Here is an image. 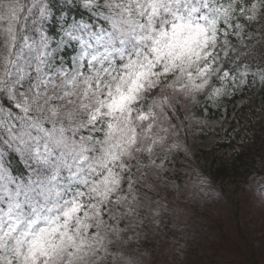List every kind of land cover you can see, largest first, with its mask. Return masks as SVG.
<instances>
[{
    "label": "snow or ice",
    "instance_id": "obj_1",
    "mask_svg": "<svg viewBox=\"0 0 264 264\" xmlns=\"http://www.w3.org/2000/svg\"><path fill=\"white\" fill-rule=\"evenodd\" d=\"M256 25L264 0H0V264H118L116 213L182 147L178 104L264 91Z\"/></svg>",
    "mask_w": 264,
    "mask_h": 264
},
{
    "label": "rangeland",
    "instance_id": "obj_2",
    "mask_svg": "<svg viewBox=\"0 0 264 264\" xmlns=\"http://www.w3.org/2000/svg\"><path fill=\"white\" fill-rule=\"evenodd\" d=\"M256 31L252 33L254 38ZM258 88L259 84L255 88L245 85L235 93L230 90L229 95L217 98L222 101L219 104L203 96L197 97L195 104L192 100L178 104L181 118L193 117L183 123L174 117L175 128L169 124L170 132L175 135L168 143L182 147L174 150L175 158L170 153L167 161L158 160L163 167L134 172L135 192L127 193L120 212L116 213L118 219L123 218L125 227L119 239L112 237L110 245L118 264H122V258L134 257L148 244L176 237L179 227L176 217L180 209H184L181 215L195 213V233L186 237L189 246L183 264H264V207L259 199L264 195V179L253 180L244 188L236 199L240 202L239 214L234 216L225 203L224 194L220 192L216 202L208 204L216 193L208 181L207 185H201L193 182L194 178H188L190 173H202L207 180L201 166L232 152L218 144L227 131L236 132L241 127L237 110L246 105L253 111L258 110L255 100L250 98ZM133 195L138 202L130 208L124 207ZM193 196L197 199L195 205L189 203ZM200 203L205 204L203 211L198 210Z\"/></svg>",
    "mask_w": 264,
    "mask_h": 264
},
{
    "label": "trees",
    "instance_id": "obj_3",
    "mask_svg": "<svg viewBox=\"0 0 264 264\" xmlns=\"http://www.w3.org/2000/svg\"><path fill=\"white\" fill-rule=\"evenodd\" d=\"M254 49L249 53L259 60L264 55V37L261 35ZM251 100H255L258 110L253 111L247 105L242 107L238 115L245 120V124L232 138L228 137L226 143L220 144L222 148L236 147V151L226 158L217 159L216 165L208 167L211 184L226 196L235 212L239 207L235 192L251 176L264 177V91L260 89Z\"/></svg>",
    "mask_w": 264,
    "mask_h": 264
},
{
    "label": "clouds",
    "instance_id": "obj_4",
    "mask_svg": "<svg viewBox=\"0 0 264 264\" xmlns=\"http://www.w3.org/2000/svg\"><path fill=\"white\" fill-rule=\"evenodd\" d=\"M218 196L219 193H213V197L208 201V204L215 203ZM259 199L261 206L264 207V195ZM196 201V197L193 196V200L189 203L195 205ZM197 207L199 211H203L205 204L200 203ZM183 212L184 209L178 210L176 217L179 222L176 237H169L166 241L162 238L159 242L148 244L144 250L139 251L134 257L122 258V264H183L189 246L186 237L195 233L193 221L195 213L181 215L180 213ZM157 223L159 222L157 221Z\"/></svg>",
    "mask_w": 264,
    "mask_h": 264
}]
</instances>
